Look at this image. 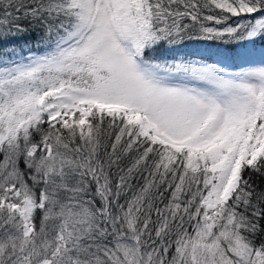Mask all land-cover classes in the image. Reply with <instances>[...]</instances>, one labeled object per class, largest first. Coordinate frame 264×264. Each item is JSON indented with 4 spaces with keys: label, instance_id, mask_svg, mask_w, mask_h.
Returning a JSON list of instances; mask_svg holds the SVG:
<instances>
[{
    "label": "snow or ice",
    "instance_id": "6c2138e0",
    "mask_svg": "<svg viewBox=\"0 0 264 264\" xmlns=\"http://www.w3.org/2000/svg\"><path fill=\"white\" fill-rule=\"evenodd\" d=\"M0 46V264H264V0H0Z\"/></svg>",
    "mask_w": 264,
    "mask_h": 264
},
{
    "label": "trees",
    "instance_id": "16d2710c",
    "mask_svg": "<svg viewBox=\"0 0 264 264\" xmlns=\"http://www.w3.org/2000/svg\"><path fill=\"white\" fill-rule=\"evenodd\" d=\"M183 51L194 54L191 58L196 59L205 56L210 57L209 62H213L215 61V58H221L216 55L217 53L227 54L228 52L235 51V49L232 46L219 44L218 42H189ZM11 56L12 53L10 51H7L3 46H0V59L9 58ZM227 63L231 64V61H228ZM236 63H239V61H236ZM246 175H248V173H246ZM253 180L264 185V179L253 175Z\"/></svg>",
    "mask_w": 264,
    "mask_h": 264
},
{
    "label": "rangeland",
    "instance_id": "374dc122",
    "mask_svg": "<svg viewBox=\"0 0 264 264\" xmlns=\"http://www.w3.org/2000/svg\"><path fill=\"white\" fill-rule=\"evenodd\" d=\"M259 51H260V49L257 48V55L254 56V59H255L257 62H259L261 59H264V58H262V57L259 55ZM216 59H217V58H216Z\"/></svg>",
    "mask_w": 264,
    "mask_h": 264
}]
</instances>
